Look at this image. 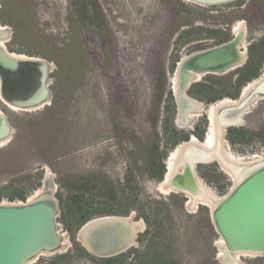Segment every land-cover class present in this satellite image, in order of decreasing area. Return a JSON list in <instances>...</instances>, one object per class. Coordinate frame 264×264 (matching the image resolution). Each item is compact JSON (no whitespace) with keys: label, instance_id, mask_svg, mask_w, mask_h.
<instances>
[{"label":"rangeland","instance_id":"374dc122","mask_svg":"<svg viewBox=\"0 0 264 264\" xmlns=\"http://www.w3.org/2000/svg\"><path fill=\"white\" fill-rule=\"evenodd\" d=\"M240 22L245 27L246 48L263 39L264 0H238L218 6H199L186 0H0V27L10 30L8 37L2 39L4 48L13 55L51 64V98L46 105L19 110L0 100V112L7 117L12 130L9 140L0 144V193L5 186H28L42 173L39 187L24 202L3 198L0 203H26L43 191L48 172L55 184L53 194L60 195L65 203L81 195H85L86 201L90 196L101 201L100 194L111 195L114 190L116 198L108 206L121 212L129 210L128 215H110L101 209L90 220L133 215L134 222H143V230L137 246L123 254L143 249L149 235L142 242L140 236L149 228L138 214L150 213L152 199L167 196L158 192V182L149 178L146 171L155 173L162 153L167 151L162 158L165 163L175 149L166 148L162 142V113L156 126L158 139L152 125L163 83L172 93L174 72H170V62H179L224 38H232ZM195 28L205 32L200 37L191 35L194 38L188 42H178L183 31ZM97 54L106 59L99 60ZM111 55L113 60L108 57ZM263 69L264 62L261 74ZM205 76L200 75L198 82L207 83ZM214 104L206 106V111ZM201 117L195 119V125ZM243 119L240 127L245 131L262 130L264 100L256 103ZM172 121L177 130L190 131L177 126L176 114ZM263 145L253 139L242 152H237L229 143L232 154L245 161L253 160L252 155L264 150ZM130 152L135 153L136 164L144 168L142 171L132 169ZM216 165H198L196 171L203 185L220 198L229 190L232 180ZM201 173L215 181L207 183ZM29 174L33 179L28 181ZM128 176L131 178L126 183ZM81 177L89 181L86 189L77 192H69L57 182L63 179L69 185ZM97 177L106 182L103 189ZM224 181L230 182V186L219 192L217 187ZM11 192L4 191L6 195ZM186 205L180 208L175 202L168 212L162 208L163 245L180 264H222L216 260L220 238L210 219L206 220L200 206L196 209ZM64 210L63 214L59 211L58 223L66 238V248L36 257L28 264H101L91 259V254L77 255L73 248V241L85 224H80V214L86 207L68 204ZM124 259L130 262L133 255ZM238 262L264 264V257L242 256Z\"/></svg>","mask_w":264,"mask_h":264},{"label":"water","instance_id":"95a60500","mask_svg":"<svg viewBox=\"0 0 264 264\" xmlns=\"http://www.w3.org/2000/svg\"><path fill=\"white\" fill-rule=\"evenodd\" d=\"M199 6H218L238 0H187ZM8 28L0 30V40L8 37ZM9 53L0 46V97L7 104L20 110L36 109L46 105L51 98L49 73L51 64L34 57H20ZM248 60V49L245 46V35L233 37L216 46L197 51L181 59L174 71L177 77V96L172 88L176 106V119L183 118L193 130L195 120L186 118V108L192 102H199L187 92L192 84L199 80L195 75L226 74L242 67ZM254 81V80H253ZM251 81V82H253ZM250 82V83H251ZM247 83L240 91L236 104L222 106L217 110V118L223 126L226 140L227 130L242 125L243 117L251 108L264 100V76L245 94ZM223 100V99H222ZM184 103L181 108L178 102ZM188 102L189 104H187ZM197 117L206 115L207 132L210 130V118L206 105ZM197 108L191 111L196 112ZM11 126L7 117L0 112V142L9 140ZM191 135L180 155L181 170L170 180L169 193L197 196L200 194V178L197 175L198 165L216 163L219 168L221 157L204 161L208 154L205 148L198 151L194 148ZM227 148L230 151L228 141ZM201 144V141L199 142ZM231 152V151H230ZM203 153V156L201 155ZM196 158L200 160L195 161ZM202 159V160H201ZM166 165V162H165ZM167 173V165H166ZM221 169V168H220ZM55 184L52 176L47 175L42 192L26 203H0V264H27L42 253H57L65 249L62 244L65 235L61 234L59 200L53 194ZM186 205V203H185ZM204 206L209 209V218L215 233L223 242L222 264H233V254H253L264 257V159L244 168L239 172L236 181L232 180L229 190L211 207L196 204V209ZM187 207V205H186ZM133 215L128 217L103 216L86 222L79 230L78 242L89 254L97 258H113L137 246V238L142 230L136 231L131 224ZM143 223V222H142ZM133 226V225H132Z\"/></svg>","mask_w":264,"mask_h":264},{"label":"trees","instance_id":"16d2710c","mask_svg":"<svg viewBox=\"0 0 264 264\" xmlns=\"http://www.w3.org/2000/svg\"><path fill=\"white\" fill-rule=\"evenodd\" d=\"M204 32L205 31L202 30L201 28L185 30L179 36L178 42L180 43L181 40H185L188 42L190 39L192 40L194 38V37L192 38L191 35L196 34L195 37H200V34ZM224 39L219 41L216 45L222 44L230 40L231 38L225 40ZM247 49H248V60L242 67L230 71L226 74H223L222 76L206 75L205 77L207 78L208 82L207 83L198 82L192 84L187 92L188 96L199 102L205 103L206 106L214 104L217 101H220L225 98H230L231 100H237L241 89L247 83H250L251 81L258 79L260 76L261 64L264 62V38L258 41L257 43L249 45ZM110 54H112V52ZM97 57L99 58V60L101 59V61L106 59V57L102 55L100 58V55L98 56V54ZM108 57L109 58L111 57L110 60H113L112 55ZM177 63L178 60L176 59L170 62V72H174ZM223 80L224 82H222ZM165 93H166V97L164 99L163 96ZM159 96L160 97L157 100V104H156V115L155 118L152 120L153 132L155 134V137L158 139L157 137L158 134L156 133V126L160 117V113H162L164 116L161 123L162 131H163L162 142L166 146V148L174 149L176 148V146H179L181 143L188 142L191 135L196 137L199 141H203L207 128V120L205 118V115H203L200 118V120L195 125L192 131L184 132L181 130H177L173 125V121H172L173 117L176 114V106L171 91L166 89V83H163ZM162 103H164V105H162V109L160 110V106ZM226 139L228 140V142L235 151L237 150V152H242V150L245 147L250 145L253 139L259 140L262 143V145L264 144V128L255 133L245 131L241 127L229 128L227 130ZM131 153L132 152H130L129 155H131ZM134 154L135 153L133 152L132 169L137 170L138 172L142 171L144 168L136 164ZM166 156H167V151H164L162 153L161 159H159L158 161L159 164L155 173H150V171L149 172L146 171V173H149L148 174L149 178L154 179L158 183L162 182L164 179L166 169H165V163H163L162 158ZM213 164L216 165L215 163ZM132 169L129 171L130 173ZM213 171L216 170L213 169ZM41 174L42 173L40 172V174H38V176L36 177L37 178L36 182L30 183L28 186H21L19 188H14L12 186L11 187L5 186L4 188H2V193H0V201L1 199L6 198L10 202L15 200L24 202L27 199V197L31 194V192L39 187L38 181L39 178L41 177ZM217 176H215V178ZM201 177L205 179V181L209 184L215 181L209 179L203 173H201ZM219 177L220 176H218V178ZM130 178L131 176L126 177V183L129 182ZM26 179L29 181L32 180L33 177L32 175L29 174ZM97 179L100 180L99 187L103 189L106 186V182L102 181L103 179L101 177H97ZM62 180L59 179L57 181L59 186L61 185L69 192L72 191L77 192L80 189L83 190L86 189L87 181H89V179L87 180L86 178H82V177L75 178V180L68 185V184H64ZM229 186H230V182L224 181L221 185L217 187V189L219 190V192H224L225 188ZM8 190L12 191L10 195L5 194L6 192H8ZM111 193H112L111 195L105 193L100 194L103 200L97 202L94 201L95 197L92 196H90L91 198L86 201L85 195H81L78 198L76 197V198L68 199L70 201H67L66 203L60 195H57L56 197L59 200V209L62 214L65 211L64 210L65 206H67L68 204L71 205L75 204L78 207H83V206L86 207V210L82 212V214H80V219H81L80 224L83 225L84 223H86L91 219V216L96 215V212L100 211L101 209H106L105 211H108L109 212L108 214L110 215H120V216L128 215V213L130 212L129 210L121 212L119 209H114L113 206H108L109 203L110 202L113 203V200H115L116 198L114 190ZM186 201L187 198H185L182 194H175V193H170L166 197L160 196V198L156 200L152 199L153 208L150 207L149 209L150 213L141 211L138 214V217L143 219L149 228L140 236V242H142L146 238V236L149 235V238L146 240L143 249H139V250L134 249L130 251L127 255L121 254L113 258L97 259L94 256H92L91 259L96 260L101 264H180L179 261L176 258H174L173 255H171L169 248H167L166 245L165 246L163 245L165 244L163 241L164 232L160 227V224L161 222H163L161 219L164 218L161 217L162 208L166 209L168 212L169 210H171V205L174 204L175 202L178 203V206L180 208H182L186 203ZM154 208L156 209L153 210ZM77 210L80 211L81 213L80 208ZM199 210L201 213H204L206 220L209 221L210 218L207 208L200 206ZM153 224L154 225L157 224V225L154 226V228L150 229V227ZM72 239H74V237H72ZM73 242H74L73 248L76 251L77 255L84 257L90 256V254L83 247H81L78 242L76 241ZM160 242H162V245L160 244ZM130 254L133 255V259H132L133 262L132 260L130 262H126L124 258Z\"/></svg>","mask_w":264,"mask_h":264},{"label":"bare ground","instance_id":"6f19581e","mask_svg":"<svg viewBox=\"0 0 264 264\" xmlns=\"http://www.w3.org/2000/svg\"><path fill=\"white\" fill-rule=\"evenodd\" d=\"M6 28L7 27H0V30H4ZM244 30H245L244 24L242 22H240L234 28L233 34L244 36L245 35ZM3 43H4V40H0V46H2L4 48ZM15 56H19V55H15ZM20 57H24V56L21 55ZM263 76H264V69L262 71V74L260 75V78ZM199 77H200V74L199 75L197 74V75H195L194 78L199 80ZM258 79L254 80L253 82L250 83V85L244 90L245 94L254 86V84H256L258 82ZM176 84H177V77L174 76L172 79V88H173V90L177 96L178 91H177V85ZM0 100L11 109H18V108H15V107L7 104L6 102H4L1 97H0ZM181 102L182 101L178 102V105L180 108H181V106L183 107V105H184V103H181ZM186 103L189 104L188 102H186ZM226 104L230 105V104H236V103L234 100H231L230 98H225V99L217 102V104H214L213 106L209 107L207 114L209 115L211 125H210L209 132H207V136L205 138V141H201V144H200L199 143L200 141L196 137H193L192 142H193V146L196 150L200 151V150H202V148H205L207 150L208 154L205 155L204 161L207 159V157L209 159H212L214 157H221V160L218 159L221 170L226 175H228L231 178V180L236 181L239 172H241L244 168L251 166L252 164H255L256 162L261 161L260 159H262L261 158L262 156H253V160L251 159V161H249V160L245 161L246 159L244 160L241 157H235L232 154V152L229 151V149L227 148L228 146H227V142H226L225 136H224V131L222 128L223 126L220 125L219 120L217 118V110L219 108H221L222 106H225ZM194 107L197 108L198 111L195 110L196 112H193V111L190 112V110H192ZM186 109H187L186 115H185L186 118L187 119L192 118L193 120H195L199 114L198 112H200L202 110V104L200 102H197V103L192 102V104L191 105L189 104V106ZM185 121L186 120L184 119V117L180 118V119L177 118L176 124L180 128H188L189 126L186 124ZM243 123H244V121L242 122V125H243ZM4 143H5V141L0 142V144H4ZM186 143L187 142L182 143L179 146H176V148L172 152H170L168 159L166 160L167 173L165 176V180L157 183V186H158L157 190L159 193L167 194L170 192V190H171L170 180L176 172H179L181 170V163L179 160H180V155H181L183 148H185L187 146ZM201 155L203 156V153ZM198 160H200V159L199 158L195 159V161H198ZM47 175H49V172L46 173V176ZM200 188H201L202 192L200 194H198L197 196H195L194 198H193V196L187 195L188 196L187 197V206L188 207L195 208L196 204H202V205L211 207L213 204V201L218 200V197L216 195H214V193L209 188L205 187L202 182H200ZM40 192H38L37 194H39ZM35 196H33V197H35ZM130 226H131L132 230H133V227L136 231L143 230V224L141 222L132 223ZM62 240H63L62 244L67 245L66 238H64ZM218 248H219V252H218L217 256L219 258V261L223 262L222 258L224 256V254H223V242H222V240H220L218 242ZM63 250L64 249H61L59 252H61ZM59 252H57V253H59ZM52 254H54V253H51V254L42 253L41 255H52ZM242 256H254V255L253 254H239V253L233 254L232 257L234 258V262H235L233 264H238L239 263L238 261H239L240 257H242Z\"/></svg>","mask_w":264,"mask_h":264},{"label":"built area","instance_id":"2783aa9c","mask_svg":"<svg viewBox=\"0 0 264 264\" xmlns=\"http://www.w3.org/2000/svg\"><path fill=\"white\" fill-rule=\"evenodd\" d=\"M263 150V149H262ZM261 150V152L260 153H256V154H254V155H252V156H262V155H264V150L262 151Z\"/></svg>","mask_w":264,"mask_h":264}]
</instances>
